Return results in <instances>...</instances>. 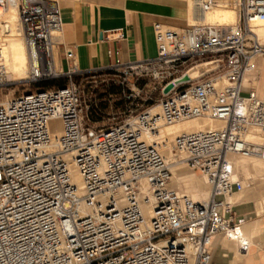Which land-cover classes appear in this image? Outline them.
<instances>
[{"label": "built area", "instance_id": "obj_1", "mask_svg": "<svg viewBox=\"0 0 264 264\" xmlns=\"http://www.w3.org/2000/svg\"><path fill=\"white\" fill-rule=\"evenodd\" d=\"M60 3L18 0L32 84L82 72L69 47H63L67 71L54 62L63 31ZM234 4L240 16L231 24L203 22L218 6L204 0L193 24L152 26L156 56L127 65L135 64L133 75L163 81L161 99L119 123L84 126L73 85L0 102V264H212L214 237L241 240L244 220L227 198L243 189L232 157L264 162V145L250 139L264 134V97L244 85L252 60L264 51L253 31L264 22V0ZM6 8L0 0V19ZM8 31L0 21V44ZM198 66L204 68L199 77L187 74ZM2 71L0 65V82ZM197 119L222 126L180 134L171 151L206 179V203L169 186L160 138L165 127ZM52 121L59 122L58 133Z\"/></svg>", "mask_w": 264, "mask_h": 264}, {"label": "crops", "instance_id": "obj_2", "mask_svg": "<svg viewBox=\"0 0 264 264\" xmlns=\"http://www.w3.org/2000/svg\"><path fill=\"white\" fill-rule=\"evenodd\" d=\"M59 2L63 31L53 56L55 64H60L65 72L64 48L72 49L77 68L84 72L123 66L156 56L154 24L172 28H184L188 24L185 0ZM256 67L261 79L255 88L264 93V58L256 60ZM261 179L264 180V176L254 180L246 191L239 192L242 194H233L235 196L227 200L233 205L235 215L244 220L241 230L250 246L241 254L237 243L216 236L212 264H264V182ZM190 196L196 197L198 202L210 198V194L192 193Z\"/></svg>", "mask_w": 264, "mask_h": 264}, {"label": "bare ground", "instance_id": "obj_3", "mask_svg": "<svg viewBox=\"0 0 264 264\" xmlns=\"http://www.w3.org/2000/svg\"><path fill=\"white\" fill-rule=\"evenodd\" d=\"M185 1L187 4L188 24H193L195 22V18H194V12L196 8L195 6L200 5L204 0H185ZM234 1L235 0H217L218 6L212 8L211 11L204 14L201 20L205 23L216 24V25H226L237 22L240 13H239V8L236 4H234ZM1 17H2L0 19L1 22L8 23L9 31L8 34L4 36L3 43L0 44V57H1L0 65L3 68L2 71L3 75L1 78L0 85L6 82L5 78L7 76L10 78V82L26 81L28 80L27 76L29 71V59H28V51L25 44V40L19 28L18 0H7V8L1 13ZM253 31L260 39L261 36L264 35V22L258 24L253 29ZM262 45L264 46L263 43ZM260 58L261 59L264 58V51L252 60L251 65L254 69V72L249 71L248 73H246L244 77L245 86L246 84H249V79H252V81H254L255 83L257 82L256 80L258 79V76L256 75L259 74L260 72L256 67V60ZM203 71L204 68L202 66H198L191 69L187 74L192 78H197L200 76V74ZM221 126L222 125L219 123H213L204 119H197V120H189V121L176 123L172 126L165 127L160 132V138L164 139V145L162 151L165 156L166 164L168 165L171 173V182L169 186L173 190L178 192L180 188L188 187L190 181L193 180L198 188V192L200 195H204V194L211 195V190L206 179L203 176H199L196 173H193L192 171H188L187 169H185L183 163H181L180 155H174L172 153L170 141L173 140L176 136L183 133L201 131L206 129H217L220 128ZM50 129L53 133L57 132L53 130L52 127H50ZM250 139L253 143L264 145V134L261 135L258 134L256 136H252ZM231 161L233 162L236 168V174L238 178L243 180L242 190L250 188L254 180L256 179L259 180V178H262V176H264V162L262 161H258L256 159H244L242 157H232ZM244 161L245 164H243ZM253 175H256L257 177L255 176L256 178H254ZM71 177L73 183L77 186V188L81 192L82 185L80 182V178L77 171L73 167H71ZM246 177H248L247 178L248 180H245ZM257 182L255 184H257ZM261 182H264V180H262ZM178 193L181 194V192ZM184 196L190 199L192 197L193 200L192 199L191 200L198 203L196 197L194 196L190 197L189 195H184ZM228 199H230V197L227 198V200ZM240 233H241V240L230 241L225 237L223 238H225V240L229 243L232 244L237 243L239 252L243 254L245 252L240 251L241 246H245L246 244L248 248L250 244L246 239H244L242 230H240Z\"/></svg>", "mask_w": 264, "mask_h": 264}, {"label": "rangeland", "instance_id": "obj_4", "mask_svg": "<svg viewBox=\"0 0 264 264\" xmlns=\"http://www.w3.org/2000/svg\"><path fill=\"white\" fill-rule=\"evenodd\" d=\"M260 40L264 44V35L261 36ZM134 65L116 66L87 72L82 71L70 78L62 77L47 83L38 84H32L28 80L10 82V78L7 76L5 78L6 82L0 85V102L19 95L29 94L38 89L73 85L79 94L83 125L92 129L107 128L129 116L156 106L161 99V89L164 82L144 74L133 75L129 67ZM256 76H258L256 80L258 82L261 79V74L259 73ZM249 84L256 85L252 79H249ZM261 96L264 97L263 92ZM51 124H54L51 125L53 130L60 131L59 122L55 121ZM172 141H170L171 144ZM243 164H245V161ZM183 166L188 171H192L184 164ZM192 172L201 176L195 171ZM253 176L254 178L257 177L256 175ZM247 178L245 180H248ZM178 192L189 196L192 193L199 194L193 180L190 181L188 187L180 188ZM208 200L199 201L198 203H206Z\"/></svg>", "mask_w": 264, "mask_h": 264}, {"label": "water", "instance_id": "obj_5", "mask_svg": "<svg viewBox=\"0 0 264 264\" xmlns=\"http://www.w3.org/2000/svg\"><path fill=\"white\" fill-rule=\"evenodd\" d=\"M172 88V85H168L165 87V89L163 90V93L166 94L170 91V89Z\"/></svg>", "mask_w": 264, "mask_h": 264}]
</instances>
